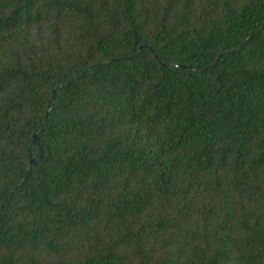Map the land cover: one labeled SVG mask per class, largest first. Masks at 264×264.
<instances>
[{
  "label": "trees",
  "instance_id": "16d2710c",
  "mask_svg": "<svg viewBox=\"0 0 264 264\" xmlns=\"http://www.w3.org/2000/svg\"><path fill=\"white\" fill-rule=\"evenodd\" d=\"M0 264H264V0H0Z\"/></svg>",
  "mask_w": 264,
  "mask_h": 264
},
{
  "label": "water",
  "instance_id": "95a60500",
  "mask_svg": "<svg viewBox=\"0 0 264 264\" xmlns=\"http://www.w3.org/2000/svg\"><path fill=\"white\" fill-rule=\"evenodd\" d=\"M33 139H35V136L33 137ZM33 143H34V141H33ZM40 154L42 155V151H40ZM41 155H40V156H41Z\"/></svg>",
  "mask_w": 264,
  "mask_h": 264
}]
</instances>
